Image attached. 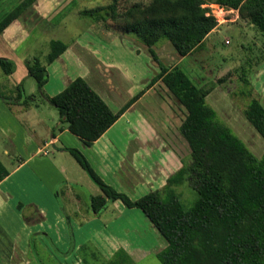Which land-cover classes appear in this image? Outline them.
<instances>
[{
  "label": "crops",
  "instance_id": "obj_1",
  "mask_svg": "<svg viewBox=\"0 0 264 264\" xmlns=\"http://www.w3.org/2000/svg\"><path fill=\"white\" fill-rule=\"evenodd\" d=\"M75 1L37 0L31 9L0 32V57L12 59L17 64L15 72L8 74L10 79L16 78L15 85L19 84L18 79L24 80L25 85L29 83L27 62L34 56L29 52L20 56L17 49L43 24L54 20L61 6ZM83 11L76 13L85 16ZM238 18L239 14L231 20ZM225 25L221 21L202 47L187 56L181 55L170 40L163 39L152 47L157 59L151 48L134 33L103 27L87 31L70 41L67 49L53 62L41 61L49 74L43 93L37 92V84H30L28 90L24 86L23 92L13 95L17 104H13L12 97L0 93V134L6 141L1 154L9 165L6 167L7 163L1 161L9 174L0 179V264H34L33 241L38 237L43 242L52 231L57 236L56 242L69 247L70 228L75 235L81 236L84 235L82 230H87L84 238L95 240L109 257L121 248L128 250L129 243L112 229L111 224L118 220L115 216V220L110 221L95 212V215L79 216L84 212L81 205L84 192L88 193L92 204V196L103 194V191L67 148L82 151L109 185L132 199L163 188L182 168L191 147L180 131L186 108L162 79L154 84L152 80L160 73L161 64L182 67L191 56L209 47L217 31ZM205 68L207 66L203 65ZM206 75L209 80L212 74ZM77 77L86 79L114 112H119L136 98L92 145L85 143L67 126L58 130L60 114L46 100L47 96L62 92ZM216 95L226 108L233 107L222 86H216L209 93L208 101ZM212 105L219 110L217 104ZM63 189L70 211L76 216L68 215L67 207L59 201ZM80 190L84 191L82 196ZM108 209L118 212L120 219L125 215L128 219L131 216L140 218L139 213L142 215L143 212L127 207L121 199L110 202L104 212ZM129 226L132 228L131 224ZM157 231L161 239L159 252L168 242ZM82 244V241L78 242L72 254ZM70 256L66 258L69 263L65 264L79 263L71 261Z\"/></svg>",
  "mask_w": 264,
  "mask_h": 264
},
{
  "label": "trees",
  "instance_id": "obj_2",
  "mask_svg": "<svg viewBox=\"0 0 264 264\" xmlns=\"http://www.w3.org/2000/svg\"><path fill=\"white\" fill-rule=\"evenodd\" d=\"M36 1L22 0L15 6L0 19V32L31 9ZM120 1L112 0L109 6L87 9L83 13L96 21H116L117 31L134 33L151 48L156 59L152 47L159 41L170 40L181 55L187 56L202 47L219 25L206 0H152L145 5L133 4L124 12L118 11ZM211 3L238 10L240 18L264 34V0H211ZM67 47L63 41H52L48 61L53 62ZM0 65L6 74L16 70L15 62L8 58L0 57ZM27 66L30 76L37 81L38 92L43 93L49 79L47 68L39 58L29 60ZM248 70L240 77L250 87ZM160 79L187 110L180 131L191 147L189 159H185L182 168L163 188L132 199L109 185L82 151L67 148L103 191L92 196V209L101 213L117 199L129 208L141 209L168 242L157 253L162 264H264V153L261 157L256 155L209 104L207 96L215 84L206 87L181 66L164 64L152 84ZM245 91L250 95L253 92L252 87ZM46 100L59 111L61 126L58 130L67 126L92 145L136 98L114 112L86 79L77 77L62 92L47 96ZM244 112L264 137V105L260 99L252 97ZM8 174L0 161V179ZM184 185L197 193L189 209L181 200L183 193L177 189ZM123 253L127 252L118 250L116 259L107 264H121L123 260L118 256Z\"/></svg>",
  "mask_w": 264,
  "mask_h": 264
},
{
  "label": "rangeland",
  "instance_id": "obj_3",
  "mask_svg": "<svg viewBox=\"0 0 264 264\" xmlns=\"http://www.w3.org/2000/svg\"><path fill=\"white\" fill-rule=\"evenodd\" d=\"M21 1L22 0H0V19L15 8ZM111 1L112 0H76L74 3L61 6L54 16L55 19H52L49 23L46 22L43 24V26L36 31L37 33L29 37L28 40L17 49V52L19 55H24L25 52L33 53L34 56H32L30 60L39 58L43 63H47L48 56L52 50V41L60 40L68 44L75 39V37L83 33L85 34L87 31H96L101 27L115 29L116 21L112 19L106 22L96 21L88 15L82 16L76 13L77 10L105 6L111 3ZM151 1L152 0H122V2L119 3L118 11L124 12L133 4L138 3L145 5L149 4ZM206 1L208 2L206 5L210 6L212 12L218 18L219 23L222 21L226 25L220 29V32L217 31L216 38L209 47L191 56L183 64L182 68L191 78L201 84L204 83L206 87H211L212 84L223 87V91L229 96L233 103V107L231 109L229 107L226 108L225 105L222 104L221 98L217 95L211 102L208 101L209 104H217L219 106L218 110L216 106L212 105L218 111L221 119L226 121L245 141L249 148L261 157L264 153V138L248 121L249 119H247L244 110L254 96L258 97L264 105V34L258 28L250 26V23L245 19L239 17L237 21L231 20V18L239 14L238 10L233 11V9L211 3V0ZM139 65H143V63ZM203 65L207 66V68L203 69ZM245 69H249L247 76L251 82L250 87H247L240 77ZM208 72L212 74L209 80L206 75ZM222 78H224V80L219 81ZM14 79H10L0 65V93L12 97L11 100L13 104H17L18 101L16 97L13 98V95L23 92L22 88H24V86L26 90H28L30 84L36 85L37 81L35 78L31 77L29 83L25 85L24 80L21 81L22 79H18L20 82L15 85L16 78ZM251 87L253 90L251 95L244 93L246 92L245 90L248 91ZM179 106L183 108L180 104ZM57 112L59 114L58 110ZM179 114L180 116L182 115L181 112H179ZM5 143L4 137L0 134V161L7 163L6 167H9L8 160L1 154V148ZM190 154H187V159H189L188 157ZM177 189L179 192L183 193L181 200L185 207L189 209L197 197L196 191L188 185H184L183 187L179 186ZM80 192L81 195L84 191L80 190ZM87 194L88 193L85 191L84 195H81V205L84 209V212L79 215L81 217L92 215L95 212L92 209V204L89 202ZM59 201L63 206L67 207L69 212L68 215L76 216L70 211L71 207L68 204V198L64 189L61 191ZM86 210H88V212ZM101 214L103 219H109L107 221L112 219L115 220L114 218L118 219L116 223L113 222L114 224H111V226L113 225L112 229L120 233V237L129 243V247H127L129 253L126 249L121 248L127 253L118 256L119 258L117 257L123 260L121 264H162L157 256L158 250L161 248L159 232L148 221L143 212L142 215L139 213L140 218L136 219L132 216L128 219L126 215L120 219L118 212L115 213L111 209L105 212L103 211ZM130 224L132 228L129 226ZM82 231L84 235H86L87 230ZM70 235L71 243L69 247L65 244L56 242L57 236L53 235V231L43 242L37 237L33 241L32 246L33 252L36 254L32 255L34 256L33 263H69L68 261L70 260H66V258L72 254V249H74L76 244L80 241H82L83 244L78 246L75 254L70 256L71 261H79L78 264H107L116 259L115 255L117 252L114 256L109 257L106 252L99 247L95 240H86L84 235L81 236L79 233L75 235L72 228H70Z\"/></svg>",
  "mask_w": 264,
  "mask_h": 264
}]
</instances>
